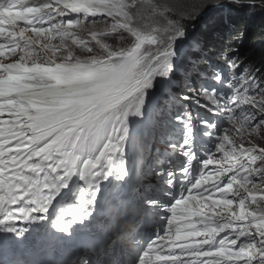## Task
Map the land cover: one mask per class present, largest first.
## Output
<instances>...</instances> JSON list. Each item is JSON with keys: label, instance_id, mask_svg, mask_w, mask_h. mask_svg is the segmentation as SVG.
Instances as JSON below:
<instances>
[{"label": "snow or ice", "instance_id": "1", "mask_svg": "<svg viewBox=\"0 0 264 264\" xmlns=\"http://www.w3.org/2000/svg\"><path fill=\"white\" fill-rule=\"evenodd\" d=\"M195 15L0 0V248L47 240L19 264H264V64Z\"/></svg>", "mask_w": 264, "mask_h": 264}, {"label": "trees", "instance_id": "2", "mask_svg": "<svg viewBox=\"0 0 264 264\" xmlns=\"http://www.w3.org/2000/svg\"><path fill=\"white\" fill-rule=\"evenodd\" d=\"M187 1L190 2L186 4V7H184L183 10H186L185 12L196 14L193 21H197L198 17L207 11L205 9L212 1H215L217 4L225 1L232 2L233 0H203L204 2H202V5L204 7L202 6L203 8L199 10H196L197 6L192 4L193 0ZM251 1H254V3ZM251 1L249 4L245 3V0H243L244 3L240 0L239 4L233 2L235 3L234 6L236 9H229L228 7L231 5H228V7L223 6V8L213 9L212 12L208 13L207 21L201 24L212 23L214 25V47L211 49L213 53L224 52L223 54L231 55L233 49H238V54L241 59L246 60L248 65H254L259 68L264 64V15H257L250 19L247 18L246 14L242 12V8L249 7L251 9L256 8L259 10L258 6L262 5L261 1ZM238 5L241 9L237 8ZM235 11L238 14H236ZM241 33L243 34L242 36L240 35ZM76 51L82 52L81 49H76Z\"/></svg>", "mask_w": 264, "mask_h": 264}, {"label": "rangeland", "instance_id": "3", "mask_svg": "<svg viewBox=\"0 0 264 264\" xmlns=\"http://www.w3.org/2000/svg\"><path fill=\"white\" fill-rule=\"evenodd\" d=\"M192 1V0H191ZM205 1H207V0H205ZM251 0H245V3H247V4H249V2H250ZM257 1H261L262 3V5L261 6H258V8H259V10H257L256 8H254V9H251V8H249V7H245L244 9L242 8V12H244L245 14H246V16H247V18H254L255 16H257V15H264V0H257ZM172 2L173 3H176V4H178L182 9H184V7H186V4L188 3V2H190V1H185V0H172ZM202 2H204L203 0H193V2H192V4L193 5H196L197 6V9L196 10H199V9H201V8H203L204 6L202 5ZM233 2H235V0H233L232 2L231 1H225V2H223V3H215V1H212L211 3H209V5L206 7V9L205 10H207L206 12H204L203 14H201L199 17H198V20L197 21H191L190 23H196V22H200V23H203V22H205V21H207V19H208V13L209 12H212V10L213 9H218V8H223V6H226V7H228V5H231V6H229L228 8L229 9H236L235 8V3H233ZM242 2H243V0H242ZM251 2H253L254 3V1H251ZM244 3V2H243ZM191 4V5H192ZM227 4V5H226ZM251 4V3H250ZM234 7H233V6ZM201 6V7H200ZM203 6V7H202ZM200 7V8H199ZM238 9H241V7H239V5H238V7H237ZM186 11V10H185ZM258 11V12H257ZM207 13V14H206ZM235 13H236V11H235ZM236 14H238V13H236ZM215 15H217V14H215ZM98 27H100V28H103L104 27V25L103 24H101V25H98ZM84 54V53H83ZM82 53H81V55H83ZM263 135H264V133H261V134H254V136H253V142H255V143H257V144H260V145H264V139H262L263 138ZM260 137V138H259ZM256 139V140H255ZM262 140V141H261ZM262 143V144H261Z\"/></svg>", "mask_w": 264, "mask_h": 264}, {"label": "bare ground", "instance_id": "4", "mask_svg": "<svg viewBox=\"0 0 264 264\" xmlns=\"http://www.w3.org/2000/svg\"><path fill=\"white\" fill-rule=\"evenodd\" d=\"M240 46H242V45H240ZM243 47V46H242ZM238 50V49H237ZM239 51V50H238ZM222 53H224V52H222ZM242 53V52H241ZM83 54V53H82ZM264 136V135H263ZM260 138V137H259ZM263 139V138H262ZM256 140V139H255ZM262 141V140H261ZM264 142V141H263ZM255 143V142H254ZM262 144V143H261ZM263 145V144H262Z\"/></svg>", "mask_w": 264, "mask_h": 264}]
</instances>
